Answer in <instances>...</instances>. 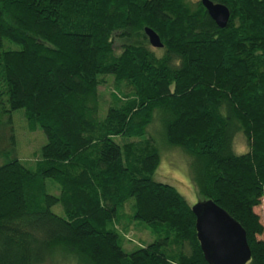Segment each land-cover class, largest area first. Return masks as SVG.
Masks as SVG:
<instances>
[{
    "label": "trees",
    "instance_id": "obj_1",
    "mask_svg": "<svg viewBox=\"0 0 264 264\" xmlns=\"http://www.w3.org/2000/svg\"><path fill=\"white\" fill-rule=\"evenodd\" d=\"M211 1L229 10L223 28L200 0H0V138L12 139L1 113L16 109L45 136L33 168L15 155L0 164V264L56 251L83 264H207L191 205L152 179L156 121L190 156L197 194L244 229L246 264H264V0ZM134 221L154 239L125 252L119 234Z\"/></svg>",
    "mask_w": 264,
    "mask_h": 264
},
{
    "label": "rangeland",
    "instance_id": "obj_2",
    "mask_svg": "<svg viewBox=\"0 0 264 264\" xmlns=\"http://www.w3.org/2000/svg\"><path fill=\"white\" fill-rule=\"evenodd\" d=\"M114 51L117 53L120 49L116 42L113 43ZM159 48H154L157 53ZM110 84V82H109ZM99 87V97L101 104L104 106L109 99L108 91L110 85ZM104 107L100 113V117L104 115ZM5 121H7L8 134H12L11 140H3L0 138V164L11 158L13 155L27 168H33L35 161L39 158L40 148L45 142V136L40 128L33 131H29L26 128V121L23 117L22 109H16L11 112H2ZM8 116L10 122L8 123ZM148 132L151 133L153 141L155 142L159 161L152 174V179L158 182H163L173 186L179 194H181L189 205H193L198 201H202L203 198L197 194L195 186L191 180L190 174V156L181 148L176 146H168L162 136V130L158 121L153 122ZM120 141V140H119ZM7 148V149H6ZM246 142L243 136L238 133L233 139V150L235 153L240 154L246 151ZM6 150L8 152H6ZM50 180H45V188L48 193H51L49 189ZM56 192V191H53ZM52 211L59 213V206L55 205ZM254 211L258 214L260 222L264 227V200L254 208ZM264 239V233L260 236ZM154 236L150 234L143 222L134 221L129 228L128 232L119 234V241L122 249L125 252L132 251L139 246L146 245L152 242ZM51 260H47L42 264H83L77 261L74 257L64 254L61 251H56L51 256Z\"/></svg>",
    "mask_w": 264,
    "mask_h": 264
},
{
    "label": "water",
    "instance_id": "obj_3",
    "mask_svg": "<svg viewBox=\"0 0 264 264\" xmlns=\"http://www.w3.org/2000/svg\"><path fill=\"white\" fill-rule=\"evenodd\" d=\"M207 15L219 28L225 27L228 8L220 2L200 0ZM148 44L161 48L158 35L149 27L143 28ZM194 228L203 259L207 264H246L250 249L241 225L211 199H203L190 206Z\"/></svg>",
    "mask_w": 264,
    "mask_h": 264
}]
</instances>
